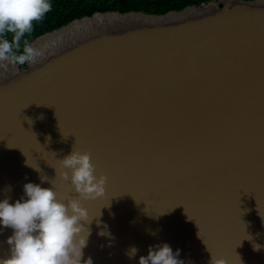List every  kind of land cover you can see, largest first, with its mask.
<instances>
[{
  "label": "water",
  "instance_id": "water-1",
  "mask_svg": "<svg viewBox=\"0 0 264 264\" xmlns=\"http://www.w3.org/2000/svg\"><path fill=\"white\" fill-rule=\"evenodd\" d=\"M31 44L34 65L0 67V200L51 180L77 195L59 162L74 147L107 177L81 201L92 264L162 243L185 264H264V0L95 12Z\"/></svg>",
  "mask_w": 264,
  "mask_h": 264
},
{
  "label": "clouds",
  "instance_id": "clouds-1",
  "mask_svg": "<svg viewBox=\"0 0 264 264\" xmlns=\"http://www.w3.org/2000/svg\"><path fill=\"white\" fill-rule=\"evenodd\" d=\"M51 10V0H0V67L37 62L42 55L40 50L27 40L21 46V40L31 34L34 22L41 21ZM9 34L11 40L7 38ZM59 162L60 177L65 182L70 181L71 190L77 195L58 196L54 180L49 181L39 167L28 163L40 173L41 183L49 181L51 187L28 182L23 185L21 199L14 203H10L8 197L0 200V226L13 230L6 240L8 255L0 257V264H92L90 257L83 258V250L91 233L88 225L93 219H89V212L81 201L102 197L107 177L97 176L88 151L81 152L73 147ZM261 247L253 244L255 251ZM179 251L174 252L168 243L149 246L147 255L139 256V264H185L179 259ZM137 252L138 249L131 246L126 255L131 259ZM208 264H226V261L211 255Z\"/></svg>",
  "mask_w": 264,
  "mask_h": 264
},
{
  "label": "trees",
  "instance_id": "trees-1",
  "mask_svg": "<svg viewBox=\"0 0 264 264\" xmlns=\"http://www.w3.org/2000/svg\"><path fill=\"white\" fill-rule=\"evenodd\" d=\"M210 1L213 0H51L52 10L41 21L34 22L33 31L21 40V46L25 40L31 44L40 35L60 28L74 19L91 16L95 12L141 11L150 14H164ZM7 38L11 40V34Z\"/></svg>",
  "mask_w": 264,
  "mask_h": 264
}]
</instances>
